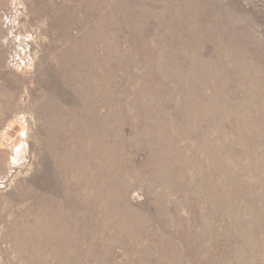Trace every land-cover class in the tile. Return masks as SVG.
Returning a JSON list of instances; mask_svg holds the SVG:
<instances>
[{
  "label": "rangeland",
  "instance_id": "374dc122",
  "mask_svg": "<svg viewBox=\"0 0 264 264\" xmlns=\"http://www.w3.org/2000/svg\"><path fill=\"white\" fill-rule=\"evenodd\" d=\"M0 264H264V0H0Z\"/></svg>",
  "mask_w": 264,
  "mask_h": 264
}]
</instances>
